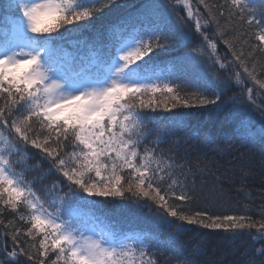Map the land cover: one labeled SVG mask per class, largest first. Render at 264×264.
Returning <instances> with one entry per match:
<instances>
[{"label":"snow or ice","instance_id":"6c2138e0","mask_svg":"<svg viewBox=\"0 0 264 264\" xmlns=\"http://www.w3.org/2000/svg\"><path fill=\"white\" fill-rule=\"evenodd\" d=\"M196 2L194 8L192 0H145L92 41L68 37L95 29L105 10L126 5H7L16 16L0 35V264H159L158 254L197 264L199 249L185 255L171 238H160L167 229L247 232L264 240V208L253 220L200 207L216 194L213 187L204 196L197 184L207 164L181 156L178 146L164 147L187 127L175 110L210 107L247 130L245 143L264 144V0ZM177 6L182 15L174 13ZM160 110L177 129L171 135H160V121L150 114ZM203 142L212 144L211 135ZM109 205L147 209L151 230L128 233L91 212ZM257 252L264 258V248Z\"/></svg>","mask_w":264,"mask_h":264},{"label":"trees","instance_id":"16d2710c","mask_svg":"<svg viewBox=\"0 0 264 264\" xmlns=\"http://www.w3.org/2000/svg\"><path fill=\"white\" fill-rule=\"evenodd\" d=\"M11 0H0V35L8 32L15 19L16 13L13 9L9 11L7 5ZM162 4H175V0H158ZM211 5H220L224 0H206ZM119 3L126 7L119 10H105L100 20L96 21L95 29L89 28L83 31L80 36L68 37L69 40H88L96 38L97 33L102 32L108 23H113L120 16L136 14L140 5L145 0H119ZM193 7H197L196 0H192ZM203 12V7L200 6ZM175 14H183L182 6L174 9ZM223 23V19L221 20ZM65 47L74 51L77 55L85 58L90 56L86 48L73 47L64 41ZM227 53L225 47L219 45V55ZM230 58V54H229ZM165 65H161L164 68ZM264 78V74L261 75ZM248 86L258 88L249 81ZM238 94L239 90H234ZM255 95V92L253 93ZM229 96L233 92H229ZM177 112L184 114L187 127L178 135H171L177 129L172 127L167 118L169 113L160 110L157 113H150L158 117L160 126L158 132L164 135L167 132L171 135L170 144L164 147L178 146L180 155L187 152L195 163L201 159L208 166V170L200 180L199 187L203 189V195L208 196L215 187L216 194L208 200H201L200 207H207L217 214H243L249 215L253 220H259L261 209L264 208V144L259 141L245 143L241 137L247 131L245 128H238L234 122L225 120L224 115L209 108L206 111L177 109ZM254 123L260 122L258 113L253 112ZM211 135L212 144L204 143V134ZM157 132L153 133V137ZM19 170V169H18ZM55 177H49L45 183L51 184ZM91 212L104 220L115 222L121 229L128 233H135L139 230H151L148 220L147 209L140 211L120 208L109 205L107 207L97 206ZM11 217H9L10 219ZM106 218V219H105ZM2 231V228H0ZM164 240L172 239L175 246L182 249L185 255L193 256V250L199 249L193 256L197 264H249L253 259L256 264H261V258L257 249L264 248V240L253 239L247 232L235 237L224 232H207L200 229H192L180 235H175L170 229L160 233ZM159 264H176L167 254L159 256Z\"/></svg>","mask_w":264,"mask_h":264},{"label":"rangeland","instance_id":"374dc122","mask_svg":"<svg viewBox=\"0 0 264 264\" xmlns=\"http://www.w3.org/2000/svg\"><path fill=\"white\" fill-rule=\"evenodd\" d=\"M175 1H176V0H175ZM37 2H39V0H37ZM258 103H259V101H258ZM257 240H258V239H257ZM257 240H256V241H257Z\"/></svg>","mask_w":264,"mask_h":264},{"label":"bare ground","instance_id":"6f19581e","mask_svg":"<svg viewBox=\"0 0 264 264\" xmlns=\"http://www.w3.org/2000/svg\"><path fill=\"white\" fill-rule=\"evenodd\" d=\"M256 241V240H255ZM254 240H253V242L252 243H254L255 242ZM257 242V241H256Z\"/></svg>","mask_w":264,"mask_h":264}]
</instances>
